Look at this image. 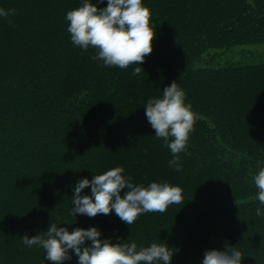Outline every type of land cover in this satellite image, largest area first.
<instances>
[{"label":"trees","instance_id":"obj_1","mask_svg":"<svg viewBox=\"0 0 264 264\" xmlns=\"http://www.w3.org/2000/svg\"><path fill=\"white\" fill-rule=\"evenodd\" d=\"M83 2L0 0L15 10L0 16V264H53L40 246L22 243L51 224L96 227L101 239L138 250L166 244L171 264H202L206 250L225 247H236L242 264H264L254 183L264 168V60L243 48L264 43V0H142L153 51L126 69L71 42L66 14ZM173 81L195 119L180 172L145 115ZM116 167L145 187L179 186L183 202L130 226L114 210L73 217L76 183ZM69 255L63 264H78Z\"/></svg>","mask_w":264,"mask_h":264},{"label":"clouds","instance_id":"obj_2","mask_svg":"<svg viewBox=\"0 0 264 264\" xmlns=\"http://www.w3.org/2000/svg\"><path fill=\"white\" fill-rule=\"evenodd\" d=\"M103 3V0H99ZM14 9H0V16L14 14ZM69 22L67 31L71 42L87 51L96 50L92 60L103 61L106 67L126 69L132 64L141 65L145 57L153 51L155 32L150 27L151 12L142 0H107V6L98 8L96 4L84 0L83 5L66 14ZM143 69L135 67L132 75L139 76ZM186 94L176 81L164 87L161 98H150L145 106V115L155 131V138L162 139L170 149L172 159L169 167L182 171L180 153L186 152L189 135L194 130V115L191 104L185 103ZM123 167L110 169L94 175L91 180H79L74 187L71 215H108L113 210L126 225H132L139 216L146 213H164L170 205L183 202L182 189L167 182H152L147 187L134 183L125 176ZM258 189L257 199L264 205V168L254 177ZM91 187V195H82L85 188ZM127 191L122 193V190ZM257 216H264L261 208ZM96 227L88 229L51 224L46 232L22 237L28 248L40 246L45 259L53 264H63L71 260L69 250L78 257V264H171L173 251L166 244L152 243L137 248L135 242L112 243L101 239ZM90 241V244L87 242ZM244 257L236 247L223 250L209 249L204 253L202 264H242Z\"/></svg>","mask_w":264,"mask_h":264},{"label":"rangeland","instance_id":"obj_3","mask_svg":"<svg viewBox=\"0 0 264 264\" xmlns=\"http://www.w3.org/2000/svg\"><path fill=\"white\" fill-rule=\"evenodd\" d=\"M243 48H244V52L247 51V52H250L251 54H254V56H253L254 61L264 60V43L254 44V45H246V46H243ZM238 49H239L238 47L234 48L235 51ZM239 59H242V58H239V55L234 54V60L237 61ZM247 61H250V60L247 59Z\"/></svg>","mask_w":264,"mask_h":264}]
</instances>
